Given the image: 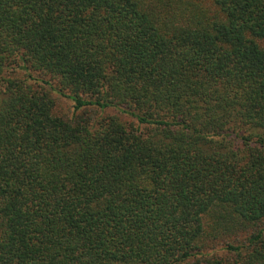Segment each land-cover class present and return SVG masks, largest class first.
Returning a JSON list of instances; mask_svg holds the SVG:
<instances>
[{"label": "trees", "instance_id": "obj_1", "mask_svg": "<svg viewBox=\"0 0 264 264\" xmlns=\"http://www.w3.org/2000/svg\"><path fill=\"white\" fill-rule=\"evenodd\" d=\"M0 264H264V0H0Z\"/></svg>", "mask_w": 264, "mask_h": 264}, {"label": "rangeland", "instance_id": "obj_2", "mask_svg": "<svg viewBox=\"0 0 264 264\" xmlns=\"http://www.w3.org/2000/svg\"><path fill=\"white\" fill-rule=\"evenodd\" d=\"M57 111L62 113V114H66L67 116H72L73 115V109L72 106L70 104V102L66 101V100H60L59 104L57 106ZM128 117H122V119H124L125 121H127Z\"/></svg>", "mask_w": 264, "mask_h": 264}]
</instances>
